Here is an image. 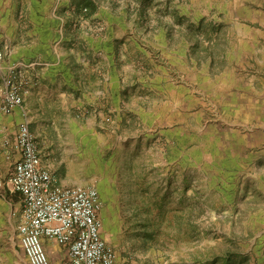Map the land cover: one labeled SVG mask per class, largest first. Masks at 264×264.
<instances>
[{"label": "rangeland", "instance_id": "rangeland-1", "mask_svg": "<svg viewBox=\"0 0 264 264\" xmlns=\"http://www.w3.org/2000/svg\"><path fill=\"white\" fill-rule=\"evenodd\" d=\"M92 1L50 56L34 1L0 0V85L22 66L52 171L99 191L118 264H264V0ZM15 212L0 264H29Z\"/></svg>", "mask_w": 264, "mask_h": 264}, {"label": "built area", "instance_id": "built-area-1", "mask_svg": "<svg viewBox=\"0 0 264 264\" xmlns=\"http://www.w3.org/2000/svg\"><path fill=\"white\" fill-rule=\"evenodd\" d=\"M29 93L22 67L9 68L0 85V112L6 115L20 109L24 122L13 145L19 160L8 180L0 178V193L8 185L22 197L18 236L29 264H52L47 246L53 243L65 251V264H118L115 250L102 237L99 191L60 186L42 166L25 110Z\"/></svg>", "mask_w": 264, "mask_h": 264}, {"label": "crops", "instance_id": "crops-1", "mask_svg": "<svg viewBox=\"0 0 264 264\" xmlns=\"http://www.w3.org/2000/svg\"><path fill=\"white\" fill-rule=\"evenodd\" d=\"M35 4H33V7L35 9V15L39 18H36V24L38 26L35 27L36 30L41 31V33L37 32V40L40 42H44L45 47H43L45 50L49 49L50 56H54V51L57 53V49H54V30L58 33V39H59V33L63 35L64 31H66V28L70 20V17L73 15L80 16L81 15V0H48V4H46V0H33ZM92 1V0H91ZM93 2V1H92ZM96 6V3L93 2ZM40 13V15H39ZM40 21V22H39ZM71 37L72 41L77 44V46L81 45L79 41L75 40L74 36L69 35V33H66V35ZM61 39V38H60ZM63 41V39H62ZM42 53V51L40 52ZM16 56L20 57L19 59L23 62H26V59L24 60L22 57L24 56L22 53V50L19 51V53H16ZM26 56V55H25ZM39 56V54L37 55ZM30 58L32 56H29ZM36 57V56H35ZM95 61V58L93 59ZM22 67V66H21ZM48 70V69H47ZM49 71H53L50 69ZM48 75V73H46ZM45 75V74H44ZM66 75L69 76L67 73ZM85 78V77H84ZM121 79L120 75H117L114 78H111L112 86H105L103 89H97L94 91V94L98 97L110 98V95L112 96V99L116 101V94L117 90L115 87L116 85L114 82L119 81ZM79 93H81L83 85L86 84V79H83L79 77ZM107 85V83L105 84ZM33 87V86H32ZM33 92L34 87L32 88ZM123 90V89H122ZM49 89L46 88V90H43V92H40L41 94H48ZM64 92V91H62ZM68 92V89L66 93ZM71 92V91H70ZM62 93V94H66ZM120 92V99L122 98ZM31 93L30 95H32ZM61 94V93H60ZM124 94V93H123ZM111 100V99H110ZM24 122V118L22 116L21 110L16 109L10 114H2L0 112V178L3 180H8L10 175L12 174L14 167L19 160V155L15 152L13 149V145L16 139V135L20 129V126ZM31 132L36 140V143L38 145L41 157H42V166L49 170L52 175L55 177L56 182L58 185L63 187H81V182L77 178H70V173L65 174V178L61 179L58 176V173H55L52 171V168L50 164L45 160L43 156V151L41 148L40 143L44 141L41 134L37 131L32 129ZM69 175V176H68ZM0 201H4L10 206H13L16 208V214L19 215V225L22 221V197L20 194L15 193L12 191V189L6 185L5 188L0 193ZM19 209H18V208ZM47 252L49 254L50 260L52 264H65L64 263V254L65 251L58 247L56 244H49L47 246Z\"/></svg>", "mask_w": 264, "mask_h": 264}, {"label": "trees", "instance_id": "trees-1", "mask_svg": "<svg viewBox=\"0 0 264 264\" xmlns=\"http://www.w3.org/2000/svg\"><path fill=\"white\" fill-rule=\"evenodd\" d=\"M81 8H84L87 11V13H92L93 10H95L94 9L95 8V4L91 0H81ZM229 257L232 258V255H229V256H227L225 258V262H228V264H230V261L232 260L231 259L229 261V259H228Z\"/></svg>", "mask_w": 264, "mask_h": 264}]
</instances>
